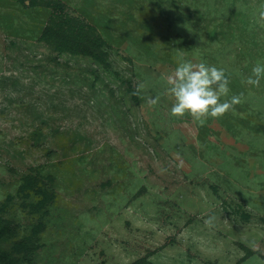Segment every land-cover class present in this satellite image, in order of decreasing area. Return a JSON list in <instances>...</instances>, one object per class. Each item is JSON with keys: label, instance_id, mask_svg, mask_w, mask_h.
<instances>
[{"label": "rangeland", "instance_id": "1", "mask_svg": "<svg viewBox=\"0 0 264 264\" xmlns=\"http://www.w3.org/2000/svg\"><path fill=\"white\" fill-rule=\"evenodd\" d=\"M261 11L264 0H0L2 245L36 241L34 264H264V77L246 83L264 65ZM58 16L93 26L108 64L45 40ZM181 55L223 68L221 102L240 103L203 123L173 116Z\"/></svg>", "mask_w": 264, "mask_h": 264}, {"label": "clouds", "instance_id": "2", "mask_svg": "<svg viewBox=\"0 0 264 264\" xmlns=\"http://www.w3.org/2000/svg\"><path fill=\"white\" fill-rule=\"evenodd\" d=\"M260 19L264 20V11L260 12ZM252 73L246 83L259 86L260 79L264 77V65L257 64ZM167 84V93L173 99V116L182 117L188 113L194 120L203 123L207 117H221L240 103L239 96L221 102L220 98L229 92V80L223 68L185 60L182 55L178 58V67L167 77ZM159 99V96L150 97L148 103L155 105Z\"/></svg>", "mask_w": 264, "mask_h": 264}, {"label": "trees", "instance_id": "3", "mask_svg": "<svg viewBox=\"0 0 264 264\" xmlns=\"http://www.w3.org/2000/svg\"><path fill=\"white\" fill-rule=\"evenodd\" d=\"M57 19L58 24L53 20V23L43 31L45 40H48V35L53 36L56 39L57 47L60 49L71 53L89 55L105 65L108 64L107 52L102 49V45H106V42L93 26L90 24L86 26L84 21L72 22V19L63 16H58ZM26 180L30 183L29 189L30 187H37V182L31 181L29 177ZM37 191L40 189L38 188ZM25 196L29 197L30 194L27 193ZM5 211L6 206L0 204V264H34L33 255L38 247L36 241L26 242V240L21 239L9 249L2 245L12 234L11 223L5 218ZM129 264L153 263L144 257Z\"/></svg>", "mask_w": 264, "mask_h": 264}]
</instances>
